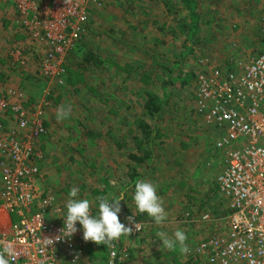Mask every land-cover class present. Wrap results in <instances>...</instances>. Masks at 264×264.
<instances>
[{
  "label": "rangeland",
  "instance_id": "374dc122",
  "mask_svg": "<svg viewBox=\"0 0 264 264\" xmlns=\"http://www.w3.org/2000/svg\"><path fill=\"white\" fill-rule=\"evenodd\" d=\"M197 2V26L187 39L188 10L180 0H90L85 30L65 56L60 80L39 74L44 49L29 40L27 30L17 23L8 26L11 36L0 30V41L10 39L12 46L16 34L27 36V46L19 44L13 51L0 44L4 48L0 92L14 90L25 107L40 106L45 133L36 141L37 183L52 198L53 209H60L59 214L49 212V220H61L72 188L80 198L89 199L95 211L97 198L118 193L129 183L127 154L134 152V137L142 139L139 123L156 126L152 144H143L152 150V158L137 168L139 179L157 185L168 219L156 225L146 214L137 213L134 186L129 187L126 202H120L122 213L139 214L143 231L129 235L126 243H142L145 252L124 245L126 250L116 249L121 264H187L192 261L187 260L188 252L163 248L148 227L158 226L169 236L182 229L191 249L215 228L199 222V213L222 216L225 212L226 201L215 180L221 156L213 145L219 133L197 112L196 75L210 78L212 68L223 77L238 73L264 51V0ZM3 9L0 4V25L7 14ZM188 44L190 49L174 75L194 77L183 86L180 81L166 85V74L176 61L173 56ZM149 93L167 95L158 119L144 114L142 104ZM61 104H70L72 115L58 122L55 113ZM102 179L109 180L115 192L92 194V189L102 186ZM80 243L78 264H93L96 258L86 262V247L93 242ZM59 264H67L65 257Z\"/></svg>",
  "mask_w": 264,
  "mask_h": 264
},
{
  "label": "built area",
  "instance_id": "2783aa9c",
  "mask_svg": "<svg viewBox=\"0 0 264 264\" xmlns=\"http://www.w3.org/2000/svg\"><path fill=\"white\" fill-rule=\"evenodd\" d=\"M0 4L13 7L29 40L43 47L39 74L49 80L63 78L65 56L81 39L90 0ZM199 75L196 109L219 133L213 145L221 156L215 180L226 208L222 216L199 213V222L215 228L188 249L187 260L192 261L187 264H264V51L238 73L223 77L212 68L210 78ZM39 108L25 107L14 90L0 93V245L10 242L20 253L14 264H59L64 257L72 264L81 256L82 230L54 247L45 243L62 227V219L47 218L60 209H53L52 198L37 183L36 141L45 133ZM130 215L125 213L121 222L127 224ZM137 222L139 230L130 235L142 232ZM115 249L114 244L108 248L109 255Z\"/></svg>",
  "mask_w": 264,
  "mask_h": 264
},
{
  "label": "clouds",
  "instance_id": "9594fccd",
  "mask_svg": "<svg viewBox=\"0 0 264 264\" xmlns=\"http://www.w3.org/2000/svg\"><path fill=\"white\" fill-rule=\"evenodd\" d=\"M71 115L70 104H61L56 109L55 117L58 122L70 119ZM126 191L122 189L117 195L97 198L94 213L91 201L80 198L78 190L72 188L64 205V214L60 217L62 227L56 234L45 238L46 245L54 247L58 242L70 241L78 231L82 230L84 241H92L97 245L111 248L119 238L129 236L134 229L138 231L140 225L133 214L127 217V224L121 222L120 202L125 201ZM132 201L136 212L146 214L156 225H162L168 219V213L162 198L158 195V187L155 183L147 179L137 180L134 183ZM156 236L163 248L169 251H188L186 244L188 237L182 229H177L171 236L166 231H158ZM19 255L12 243L0 245V264H14ZM77 261H79L78 257L72 264H77Z\"/></svg>",
  "mask_w": 264,
  "mask_h": 264
},
{
  "label": "trees",
  "instance_id": "16d2710c",
  "mask_svg": "<svg viewBox=\"0 0 264 264\" xmlns=\"http://www.w3.org/2000/svg\"><path fill=\"white\" fill-rule=\"evenodd\" d=\"M181 4L183 5L184 8L188 10V16H189V26L187 29V39H191L196 26H197V21H198V16L195 13L197 9L198 2L197 0H180ZM190 49L189 44L185 45L184 48L180 53L177 55H174L173 58L176 59V61H173L172 65L170 66V71L166 74V79L164 83L168 86L174 85L175 82L180 81L181 86L186 85L190 82V79L194 77L192 73H187L184 76H176L174 75L175 69L180 66V61L186 56ZM64 78V77H63ZM167 100V95L162 94V96H158L155 94H147L146 98L142 104V107L144 109V114L149 116V117H156L155 119L160 118L162 106L166 103ZM139 128L141 132V138L142 139H137V137H134V152L128 153L127 158H128V166H129V171L130 173L127 175L129 178V183L126 185H122L119 188V191L122 189H128L129 187H133L134 183L140 178L139 173H138V168L137 166L139 164H142L143 162H150L152 158V150L150 149H144L143 144H152V140L154 138V134H152L153 130L156 128V126L152 129L151 126L146 123L144 120H141L139 123ZM121 146V144H119ZM124 146V145H123ZM133 164L135 166L133 167ZM101 187H97L92 189V194L98 196L102 194H108L109 192H115L109 185V180L107 179H102L101 180ZM118 191V193H119ZM116 193L115 195H117ZM92 211L95 213L94 208H92ZM125 213L120 214V218L122 219V216ZM136 216L137 220H139L140 215L138 214H133ZM143 231V230H142ZM142 233V232H141ZM102 249V256H99L101 261V264H117V253L115 255H109L108 248L107 250L105 249L104 245H101ZM107 251V253H106ZM116 252V249H115ZM108 257V259H107ZM119 262V261H118ZM126 262V261H125Z\"/></svg>",
  "mask_w": 264,
  "mask_h": 264
},
{
  "label": "crops",
  "instance_id": "0c3cea01",
  "mask_svg": "<svg viewBox=\"0 0 264 264\" xmlns=\"http://www.w3.org/2000/svg\"><path fill=\"white\" fill-rule=\"evenodd\" d=\"M3 5V4H2ZM2 12H3V14L5 15V13H7L4 17H2L1 18V20H2V25H0V30L5 34V35H9V36H11V34H10V32L9 31H11L10 30V27L11 26H14V25H16L15 23H17L18 24V17H17V13H16V11L14 10V8L12 7V6H9V5H4V9L2 10ZM1 16V15H0ZM8 26H10V27H8ZM1 33V32H0ZM17 36H15V38H17V40H15V42H14V45L12 46V41H10V39H6V41H5V39H3V40H1L0 41V44H7V46H8V48H11L10 50L11 51H13V50H15L16 49V47L17 46H19V44H22V45H24V44H26V46H27V39H26V37L27 36H23V34L22 33H20V34H16ZM7 38H9L8 36H7ZM14 38V39H15ZM4 46V45H3ZM11 51H9V53L11 52ZM1 52H4V48L0 45V54H1ZM1 56V55H0ZM2 83L0 82V86H2L1 85ZM4 84V83H3ZM1 93V92H0ZM218 154V153H217ZM219 155V154H218ZM167 211V213H168V210H166ZM145 226L147 225V224H144ZM144 226V227H145ZM149 229H151V232L152 233H154V234H156L159 230H160V227H158V226H155V225H151V226H149L148 227ZM144 230H145V228H144ZM135 236H137V235H135ZM127 237L128 236H124V237H121V238H119L117 241H115L114 242V245H115V248L116 249H119L120 248V250L122 251V249H123V251L124 250H126L125 248H123V246L124 245H127L128 247H130V248H135V249H138V250H141V252L144 254V252L145 251H143L144 249H143V246H142V243L140 244V243H138V244H136V243H133L132 244V246H129L128 245V243H126V242H128L127 241ZM151 237V236H150ZM147 238V237H146ZM141 239H143V238H141ZM105 249L107 250V248L105 247ZM127 251L129 252V251H131V250H129L128 248H127ZM106 253H107V251H106ZM86 255H88L89 257L87 258V260H86V262L88 263L90 260H92L93 258H96V260L93 262V264H101V259H100V257L99 256H102V249H101V245H97V244H95V243H93V245H87V247H86ZM117 259H118V255H117ZM123 262V261H122ZM117 264H121V262H118L117 261Z\"/></svg>",
  "mask_w": 264,
  "mask_h": 264
}]
</instances>
